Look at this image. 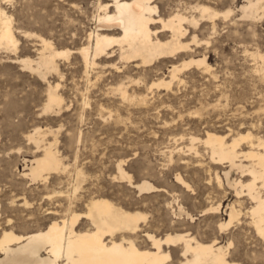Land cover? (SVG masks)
<instances>
[{
    "label": "rangeland",
    "instance_id": "1",
    "mask_svg": "<svg viewBox=\"0 0 264 264\" xmlns=\"http://www.w3.org/2000/svg\"><path fill=\"white\" fill-rule=\"evenodd\" d=\"M244 1L156 0L163 16L179 10L200 19L186 25L184 39L191 49L175 55L174 63L206 55L210 68H184L179 73L181 80L175 79L169 88L153 87L147 101L139 102L120 98L113 87L123 82L128 92H145L146 84L169 74L171 61L156 60L151 66L138 67L114 54L111 57L119 61L118 67H99L108 58L102 56L88 77L84 76L75 50L95 28L100 12L97 0H0L18 38L15 51L0 47V225L10 219L16 232L33 231L46 226L48 210L55 209L59 215L84 212L89 199L102 196L146 215L137 232L142 244L149 242L145 230L159 237L182 232L210 241L218 233V222L226 219L230 202L237 200L245 213L252 205L246 191L239 197L231 187L215 181L216 172L223 177L226 164L212 161L201 143H195L198 153L186 149L190 135L203 138L207 130L228 133L230 138L248 129L264 140V58L251 54L256 50L264 56V7L258 8L257 17L242 15L239 6ZM200 3L233 11L208 20L193 8ZM23 31L38 34L59 49H70L68 57H57L60 73L52 71L42 78L22 65L19 58L36 57L40 48L37 37ZM193 34L197 41L191 39ZM47 82L59 83L63 103L58 112L42 114ZM35 127L53 130L45 138L53 141L56 137L54 148L66 168L51 171L45 180L31 181L22 174L41 154L26 136ZM241 146L247 147L245 143ZM121 160L132 181L145 179L164 190L139 193L128 180L115 176ZM75 168L84 176L73 192ZM176 174L190 186L177 182ZM230 174L233 179H248L237 169ZM259 191L264 195L263 188ZM174 197L192 219L171 213L167 202ZM219 202L223 208L219 217L204 213ZM242 215L221 241H232L230 254L237 264H264V238ZM79 221L84 224L86 219ZM179 244H164L171 251L166 264L181 259Z\"/></svg>",
    "mask_w": 264,
    "mask_h": 264
},
{
    "label": "bare ground",
    "instance_id": "2",
    "mask_svg": "<svg viewBox=\"0 0 264 264\" xmlns=\"http://www.w3.org/2000/svg\"><path fill=\"white\" fill-rule=\"evenodd\" d=\"M262 4L264 7V0H245L239 8L242 15L253 17ZM97 6L100 12L96 15L95 28L88 33L87 42L75 50L82 62L84 76L88 77L89 71L99 64L100 61L97 59L102 56L108 58L101 60L99 67H118L119 61L116 62L111 57L114 54L118 56H116L118 59L126 62L134 61L132 64L138 67L139 65L151 66L156 60L171 61L169 74L146 84L143 88L145 92H128L124 83L119 82L113 89L120 94V98L146 102L148 91L151 93L153 87L165 89L169 88L175 79V81L181 80L179 73L184 68L192 65L205 70L210 68L206 55L183 59L179 65L172 60L175 55H181L191 49L189 40L184 37L187 31L186 25H195L200 20L195 15H186L176 10L163 16L159 13L156 0H97ZM193 8L198 10L200 17H207V19L220 12L226 17L228 13H231L230 11H233L231 9L219 11L205 3L194 4ZM23 33L37 37L40 48H37L36 57L19 58L22 65L42 78L52 71L60 73L57 57H68L70 49H59L53 46L50 40L38 34L28 31ZM191 39L197 41L194 34ZM17 42L18 38L11 24V15L0 3V47L13 51ZM114 44L117 45L116 53L112 49ZM7 49L6 51H9ZM251 54L254 58H264L256 50ZM262 69L264 71V67ZM47 83L42 114L58 112L63 103V97L58 92L59 83ZM47 132L53 133V130L35 127L26 134L28 141H33L37 150L40 149L39 152H41L33 158L29 169L27 168L28 170L22 174L24 177H29L31 181L40 178L45 180L51 171L66 168L56 147L54 148L56 137L53 141L46 140ZM195 143H201L206 147L212 161L226 164L222 172L223 179L217 172L215 173L216 183L219 186L226 184L231 187L239 197L246 191V196L252 201V205L245 213L236 203L237 200L230 202L226 206L227 220L221 219L218 222V233L210 241L182 232L166 233L159 237L145 230L143 235L149 242L142 244L137 241V232L141 230L139 221L146 215L136 209H126L107 197L99 196L88 200L84 212L71 211L59 215L55 209L48 210L46 215H49V221L46 226L36 227L33 231L18 233L14 230L12 221L7 220L6 224L0 225V264H166L171 258V251L164 246H175L177 243H180L178 247L182 257L175 264H237L230 254L229 247L232 241L229 240L223 244L221 239L222 235L228 233L232 222L239 220L241 214L247 216V224L253 226L256 233L264 238V195L259 191V188L264 190V140L248 129L236 131L230 138L228 133L220 134L207 130L203 138L190 135L186 149L198 153ZM242 143L246 144V149H243ZM123 162L124 160H121L117 163L115 176L128 180L138 192L164 190L145 179L138 182L132 181V175L125 171ZM232 169L239 170L242 176L247 175L248 179L231 178ZM74 173L73 192L84 176L82 170L78 168H75ZM175 179L183 187L190 186L180 174H176ZM23 204H28V201ZM167 205L174 216L193 218L177 198L174 197L172 201L167 202ZM222 209L219 202L206 208L204 213L219 217ZM82 217H85L86 221L84 224H79Z\"/></svg>",
    "mask_w": 264,
    "mask_h": 264
}]
</instances>
